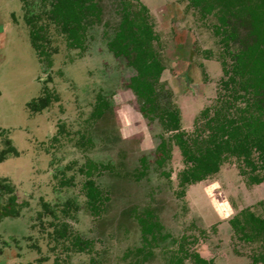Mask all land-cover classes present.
Listing matches in <instances>:
<instances>
[{"label": "rangeland", "instance_id": "rangeland-1", "mask_svg": "<svg viewBox=\"0 0 264 264\" xmlns=\"http://www.w3.org/2000/svg\"><path fill=\"white\" fill-rule=\"evenodd\" d=\"M20 1L0 0L17 9L22 7ZM143 1L150 6L163 41L166 69L161 83L181 108L183 129L190 132L202 109L216 103L225 77L218 59L223 46L213 30L218 18L210 15L204 24L186 9V0ZM100 5L101 18L89 24L84 51L69 49L57 35L51 67L21 43L6 57L3 85L10 88L18 105L45 86L57 96L35 132L39 139L47 138L48 144L34 160L28 182L34 197L29 216L35 224L39 221L36 213L42 199L54 210L66 208L62 217L76 233L93 242L91 251H66L71 264H174L177 255L183 256L179 264H197L185 255L188 251H197L211 264H256L253 256L258 245L240 240L230 219L246 207L264 213V205H257L264 200V183L248 185L239 160L232 158L217 174L179 195L183 157L175 148L171 161L159 163L161 124L140 112L142 102L128 87L136 70L108 45L120 20V2L101 0ZM9 8L2 6L1 15L6 17ZM237 24V37L229 45L233 52L250 41L248 27ZM16 28L26 41L21 14ZM182 30L187 34L181 35ZM189 73L191 82L184 86L182 75ZM101 99L108 106L94 118L95 104ZM55 136L61 144L53 140ZM89 167L90 177L85 172ZM90 178L105 196L99 214L88 203L85 183ZM145 214L159 222L157 239H145L142 234L139 216ZM52 219L49 216L47 222ZM39 235L49 254L43 264H56L49 236Z\"/></svg>", "mask_w": 264, "mask_h": 264}, {"label": "flooded vegetation", "instance_id": "flooded-vegetation-1", "mask_svg": "<svg viewBox=\"0 0 264 264\" xmlns=\"http://www.w3.org/2000/svg\"><path fill=\"white\" fill-rule=\"evenodd\" d=\"M54 1L56 0H21L19 4L22 3L23 8L21 7L19 9H17V5L0 2V9L2 6H10V8L7 10L8 13L6 14V17L1 15L2 10H0V264H43V261L47 260L49 254L45 252L43 245L39 242L40 239L38 238L41 236L39 233H46L49 236V245L51 250L56 253V264H71L70 262H67V256L64 255L66 251H91L93 249V242L91 240L84 239L79 233H76L65 220V218L62 217V213H66V208H63L62 210H54L53 205L49 203V201L42 199L39 201L41 208L38 209L36 213V217L39 220L36 224L33 222V219L28 213V209L33 205L34 201V197L31 196L33 195V187L28 183L33 176L34 160L38 156L42 147H44L45 144H48L46 143L47 138L39 139L35 132L38 129L37 124L39 123V120L45 116L47 110L50 109L51 104L54 100H56L57 96L54 95L55 93L51 88L45 86L41 93H30L29 95L25 96V98L21 99L20 104L18 105V102L14 97L15 95L11 92L10 88H7L5 85H3L6 57L8 53L10 54L11 48L14 47V45L18 47V45L21 43L23 46H30L34 54L38 55L39 59H41V62L46 63L48 67H51L53 64V55L55 53L53 52L55 49L54 40L55 36L57 35L62 37L63 42L69 49H79L80 51H84L86 49L87 30L89 24L94 25L101 18V0H95L96 5L100 9L98 16L93 14V8L90 9L89 12H85V17L82 21L83 28L81 29L82 37L80 43H76L70 34H68V31H66L62 25L57 24L55 20L50 17V13L53 9L52 2ZM179 1L181 2L183 0ZM186 1V9L194 11V14L198 16V19L206 24L210 15L206 19H202L201 15L198 13V10L191 5L190 0ZM119 2L121 5V8L118 12L120 20L115 26L113 38L110 39L108 43L110 50V43L114 40L117 34L119 24L121 23L125 14V10H127L129 4H131V7H136L135 9L145 8L146 12H144V14L147 15V19L157 35L154 45L160 50V53L162 54L165 70L166 58L164 54V46L162 45L163 41L155 29L150 6L143 0H119ZM159 9L160 8H158V10ZM159 11L161 12V10ZM20 14L22 17V22L26 26V41L23 40L17 33L16 26ZM40 25L43 26L42 30L39 29ZM214 28L215 25H213V30ZM35 29H39L41 37L39 36L38 39L34 36ZM186 32L187 31L182 30L181 35L187 34ZM179 45H181V43ZM222 46L223 48L219 52L218 59L223 66L225 77L222 80L220 94L217 97L216 103L214 105L207 106L202 109L199 115L195 118L193 130L190 132L183 129L181 108L172 100V94L166 88V86L161 83V77L160 85L156 91L158 105L156 106L154 112L149 111L145 106L144 100L136 95V93L130 88L129 82L132 78H130V81L128 82V87L142 102L140 112L145 116L148 115L154 117V119H157V121L161 124L163 133L160 136V142L157 146L159 163L171 161L175 148L180 151V154L183 157L185 166L178 173V193L181 196L186 194V189L188 186L202 182L217 174L220 171L222 165L227 160L232 158L239 160L240 173L244 176L248 185L264 183V181L260 183H251L249 177L252 174L251 167L246 164L244 157L238 158L237 156L230 155L228 156V159H224V161L219 165V170L217 172L209 174L205 178L198 181L183 182L182 172L192 167L193 161L186 158L177 142V137L175 134L182 133V137L187 141L189 147L192 150H195L199 144L204 145L202 141L208 140L210 133L209 122L211 121V118L215 116L216 110L225 111L226 109H230L232 112L235 110V108L226 107V98H231L229 94L231 93V90L226 88V82L229 79L231 73H227L225 70L227 69L226 64H230L232 59L230 57L222 58L220 56L224 50V45ZM212 52L213 51H211V53ZM114 54L119 57L122 56L117 55L115 52ZM224 61H226V63H224ZM182 76V79H185L183 85L188 86V83L191 82L190 73L183 74ZM241 93L243 92L241 91ZM162 94L164 95L162 96ZM163 97L166 103L163 102ZM261 97L263 100L264 90L262 91ZM241 100V97L237 99V105L244 106V104L241 103ZM107 106L108 102L106 100H99V102L95 104L93 117L98 118V116L104 112ZM262 106H264V103H262ZM164 111L173 112L176 114V117L179 119V127L177 129L172 128L175 121L171 119L172 117L170 114L167 115ZM42 126H44V124H42ZM19 136L22 137L21 140H19ZM53 140H56L59 144H61V138L59 136H55ZM195 140L196 144L194 143ZM251 157L252 159L258 161L257 152H254ZM90 168L91 167L85 170L89 177L92 175V170ZM95 169L96 167L93 164V170ZM55 176L58 177V174ZM93 185L100 192L101 200L96 203L93 197L90 195ZM85 187L87 188L86 195L90 201L88 203L90 204L92 202V205H90L92 208L94 205H98L99 208H93V212L95 214H99L103 208L105 196L96 186V183L92 178L87 179ZM257 205H264V200L259 201ZM254 208L256 209V207L243 208L230 219V223L240 240L246 243H254L258 245V249L256 253H254L253 258L256 264H261V262L264 263V261H256L255 258L261 250L259 243L245 240L241 230L233 224V220L236 217H238L240 220H243L241 213L245 210H250L255 215H264V213L258 214ZM58 211H60L61 214H59L60 212L58 213ZM49 216H53V219L47 222L49 220ZM140 218H143L145 221L150 223H157L159 228V222L155 220L153 216L145 214L144 216H139V220ZM37 224L39 228L37 227ZM158 228L154 226L152 231L144 233L143 227L141 225L142 234L145 239H147V237L154 239L153 236H155L157 239L158 233L160 231ZM185 255L187 257L193 258L194 262L197 264H211L210 260L202 257L197 251H188L185 253ZM179 258H182L181 261ZM182 261L183 256L177 255L173 263L179 264Z\"/></svg>", "mask_w": 264, "mask_h": 264}, {"label": "trees", "instance_id": "trees-1", "mask_svg": "<svg viewBox=\"0 0 264 264\" xmlns=\"http://www.w3.org/2000/svg\"><path fill=\"white\" fill-rule=\"evenodd\" d=\"M190 2L202 19L209 15H216L218 18L214 31L224 45L220 56L232 59L230 64H226L225 70L231 73L226 82V88L231 90V98H226L225 102L227 108L235 110H216L215 116L209 122L208 140L202 141L204 145L199 144L195 150L189 147L182 133L175 134L184 155L193 161V166L182 172L183 182L198 181L217 172L219 165L230 155L244 157L246 164L251 167V183H260L264 181V99L261 97L264 90V0ZM52 5L50 17L62 25L76 43L81 41L85 12L93 8V14L98 16L100 10L95 0H56ZM129 7L125 10L110 47L117 55L124 56L128 65L136 70L137 73L132 77L129 86L144 100L148 110L154 112L158 105L156 91L165 64L160 50L154 45L157 35L144 14L145 8L135 9L131 4ZM237 21L248 27L247 36L250 41L233 52L229 45L237 37ZM39 29L42 30L43 26L40 25ZM39 29L34 30L37 39L40 36ZM239 97L242 98L241 103L244 106L237 105ZM164 112L170 114L171 119L175 121L172 128L177 129L179 119L176 114ZM194 143L196 144V140ZM254 152L258 153V161L251 157ZM90 195L95 203L101 200L100 192L94 185ZM93 208L97 209L99 206L94 205ZM241 215L243 220L236 217L233 224L241 230L245 240L259 243L261 250L255 258L256 261H264V215H255L250 210L243 211ZM140 223L144 233L152 231L154 226L158 228L157 223L147 222L143 218H140ZM153 238L156 239L155 236ZM181 259L179 258L180 261Z\"/></svg>", "mask_w": 264, "mask_h": 264}]
</instances>
